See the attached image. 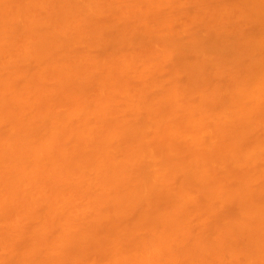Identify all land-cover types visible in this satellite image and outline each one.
<instances>
[{"label": "bare ground", "instance_id": "1", "mask_svg": "<svg viewBox=\"0 0 264 264\" xmlns=\"http://www.w3.org/2000/svg\"><path fill=\"white\" fill-rule=\"evenodd\" d=\"M0 264H264V0H0Z\"/></svg>", "mask_w": 264, "mask_h": 264}]
</instances>
